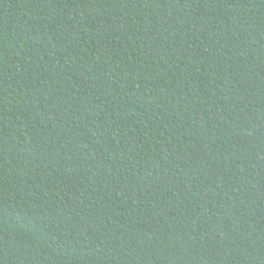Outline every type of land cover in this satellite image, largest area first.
<instances>
[{
    "label": "trees",
    "instance_id": "trees-1",
    "mask_svg": "<svg viewBox=\"0 0 264 264\" xmlns=\"http://www.w3.org/2000/svg\"><path fill=\"white\" fill-rule=\"evenodd\" d=\"M0 264H264V0H0Z\"/></svg>",
    "mask_w": 264,
    "mask_h": 264
}]
</instances>
